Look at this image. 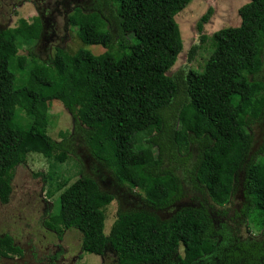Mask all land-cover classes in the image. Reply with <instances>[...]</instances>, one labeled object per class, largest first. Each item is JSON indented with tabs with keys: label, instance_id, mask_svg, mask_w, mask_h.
Instances as JSON below:
<instances>
[{
	"label": "trees",
	"instance_id": "16d2710c",
	"mask_svg": "<svg viewBox=\"0 0 264 264\" xmlns=\"http://www.w3.org/2000/svg\"><path fill=\"white\" fill-rule=\"evenodd\" d=\"M188 1L100 0L101 8L89 11L77 3L66 23L81 42L104 50L56 47L42 61L28 50L26 67L17 45L36 40L39 16L28 27L20 17L16 26L0 28L1 203L9 199L13 168L26 153L57 161L66 156L64 139L45 131L48 101L61 102L75 121V108L84 106L92 119L85 143L116 183L142 192L154 208L178 200L185 185L196 194L166 217L119 207L104 233V208L114 195L80 172L58 193L46 226L77 228L82 252H110L115 264H264L262 237L232 240L224 224L213 228L223 214L213 209L239 181L245 198L240 215L264 226V156L247 159L248 123L264 110V83L255 77L264 67V0H246L237 8V25L210 34L202 32L212 12L207 6L196 20L198 40L189 45L187 60L201 48L206 56L198 66L168 73L181 49L174 15ZM21 253L9 233L0 234V259Z\"/></svg>",
	"mask_w": 264,
	"mask_h": 264
},
{
	"label": "rangeland",
	"instance_id": "374dc122",
	"mask_svg": "<svg viewBox=\"0 0 264 264\" xmlns=\"http://www.w3.org/2000/svg\"><path fill=\"white\" fill-rule=\"evenodd\" d=\"M0 0V22L3 27H14L18 18H24L27 24L34 16H38L40 6L45 18L50 19L46 27L45 36L33 43L22 42L17 45L16 54L26 56L24 67L29 59L28 50L39 60H47L56 47H61L69 52L77 48H87L93 53L104 50L96 44H86L80 41L75 33V27L66 23V16L75 4L83 10L89 11L99 7L100 0ZM246 0H189L179 10L174 19L177 23L181 38V49L174 63L168 70L172 73L180 66H198L207 54L206 49H197L191 60H187L189 45L198 40V31L195 27L197 18L207 6L212 7V12L203 24L202 32L210 34L212 31L228 25H237L239 16L237 8ZM14 3H17L13 5ZM67 7V8H66ZM66 8V9H65ZM255 77L264 83V67L255 74ZM84 106L75 108L76 121L57 100L48 101L46 108L45 131L55 141L63 140V149L66 156L62 161H57L53 155L45 156L38 152H28L22 162L13 168L10 181L9 199L0 202V234L9 233L14 242L22 249L21 255H8L1 257L0 264H115L114 255L108 252L106 256L82 252L79 249L80 231L71 227H62L56 231L44 223L48 214L53 212L57 205L58 193L69 184L76 176L83 172L95 178L102 189L113 193V199L104 208L103 232L107 233L115 218L116 210L145 208L154 211L159 217H166L177 207L193 202L190 198L196 192L187 189L183 196L167 207L154 208L143 201V194L134 189H128L125 184L115 182V177L106 167L101 165L89 151L85 143V128L91 123V113ZM25 121V119H22ZM250 134V144L247 153L248 160H257L264 156V110L250 121L247 126ZM64 133V134H62ZM145 133L137 136L136 143L142 142ZM196 148L192 149V160ZM188 165V164H187ZM189 166V165H188ZM41 172L45 176L43 179ZM180 175L182 171L178 170ZM243 171L237 172V177H242ZM237 182L233 186L228 200L223 206L213 210H223L221 222H214V230L228 229V234L234 238H260L263 227H256L251 219L240 215V208L245 204V198L240 193L241 186ZM192 199V200H191ZM199 200V199H196ZM194 200V203L195 201ZM215 220V219H214ZM222 225V226H221ZM172 260V259H171ZM167 264H173L170 260Z\"/></svg>",
	"mask_w": 264,
	"mask_h": 264
},
{
	"label": "flooded vegetation",
	"instance_id": "af4514ba",
	"mask_svg": "<svg viewBox=\"0 0 264 264\" xmlns=\"http://www.w3.org/2000/svg\"><path fill=\"white\" fill-rule=\"evenodd\" d=\"M25 1V0H24ZM23 0L20 2L21 4L24 2ZM34 1V3H35V5L38 3V1L37 0H33ZM37 2V3H36ZM15 4H17V3H14L13 5H15ZM37 7H38V9H39V11H38V16H39V18H40V21H41V29H40V33H39V36L37 37V39H42L43 38V36H45V33H46V27H47V25H49V22H50V19H46L45 18V15H44V13L42 12V9H41V7L40 6H37L36 5V9H37ZM67 8V7H66ZM65 8V9H66ZM3 24L0 22V28H4L3 26H2ZM7 27H9V26H7ZM240 193H242L241 192V190H240ZM49 215V214H48Z\"/></svg>",
	"mask_w": 264,
	"mask_h": 264
}]
</instances>
